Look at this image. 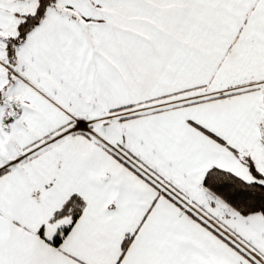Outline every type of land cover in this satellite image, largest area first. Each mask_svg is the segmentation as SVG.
I'll return each instance as SVG.
<instances>
[{
    "label": "snow or ice",
    "instance_id": "snow-or-ice-1",
    "mask_svg": "<svg viewBox=\"0 0 264 264\" xmlns=\"http://www.w3.org/2000/svg\"><path fill=\"white\" fill-rule=\"evenodd\" d=\"M0 264H264V0H0Z\"/></svg>",
    "mask_w": 264,
    "mask_h": 264
}]
</instances>
